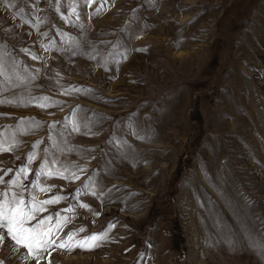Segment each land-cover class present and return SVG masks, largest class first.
<instances>
[{"label":"rangeland","instance_id":"rangeland-1","mask_svg":"<svg viewBox=\"0 0 264 264\" xmlns=\"http://www.w3.org/2000/svg\"><path fill=\"white\" fill-rule=\"evenodd\" d=\"M99 7L0 2V192L56 241L0 264H264V0Z\"/></svg>","mask_w":264,"mask_h":264},{"label":"snow or ice","instance_id":"snow-or-ice-1","mask_svg":"<svg viewBox=\"0 0 264 264\" xmlns=\"http://www.w3.org/2000/svg\"><path fill=\"white\" fill-rule=\"evenodd\" d=\"M2 2V0H0ZM87 4H91L92 0H86ZM107 3V0H100V7L98 8V12L103 10L104 5ZM75 14V11H73ZM0 76H6L3 65L0 64ZM45 103L38 104V107H46L47 106V98H42ZM3 102V101H0ZM31 123H36L35 121H30ZM21 123H25L22 121ZM12 150V145H8L5 147L4 141L0 140V153L9 152ZM27 162L30 164L34 159V154L29 155L27 158ZM11 171V170H9ZM19 171L23 174L28 173V168L26 166L21 167ZM83 171V169H81ZM39 175H46L49 178H67V179H77L78 177L73 173L70 177H65L63 172H53L47 169V165L40 170ZM17 181H10L8 187L11 188L16 184ZM3 177L0 176V184H3ZM87 185H85L86 187ZM49 189L41 187L40 191H48ZM8 192H0V241L3 240L4 236L7 235L11 241H14L15 244L24 246L30 254L34 255V258L39 262L38 252L47 251L50 244H56V241L51 239V233L54 229L49 228L47 231L41 228H31L25 227V224L32 219L31 213L40 210L43 211L42 207L38 208L35 203L26 204L25 200L22 198H16L15 196L10 201L8 199ZM62 199V197H56L54 200L41 201L40 205L55 203L56 201ZM35 200V198H33ZM82 207L87 208V205H81ZM41 224H47L48 221H41ZM83 230V229H81ZM103 237L92 235L84 240L77 241L74 245H68L67 242H61L57 244V247L65 248L71 250L72 247L78 246L81 248H91L94 247V242L102 239ZM69 239H72L69 236ZM35 246V248L33 247Z\"/></svg>","mask_w":264,"mask_h":264}]
</instances>
